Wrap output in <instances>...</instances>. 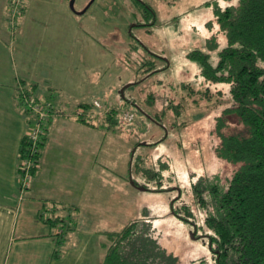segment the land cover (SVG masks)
<instances>
[{"label": "rangeland", "instance_id": "obj_1", "mask_svg": "<svg viewBox=\"0 0 264 264\" xmlns=\"http://www.w3.org/2000/svg\"><path fill=\"white\" fill-rule=\"evenodd\" d=\"M86 1L75 0L73 11L69 0H28L11 27L10 0H0V105L11 103L25 113L26 105L18 94L15 99L13 89L19 78L43 76L55 83L56 99L63 103L54 121L63 116L75 124L67 132L72 146L66 160L84 170L71 192L81 209L77 233L87 239L93 256L104 255L102 242L109 232L139 218L177 264H213L203 213L186 205L197 178L216 176L225 184L239 169V164L217 156L215 148L221 132L242 125L233 112L223 113L230 102L217 91L224 87L204 80L186 54L198 48L216 61L217 51L226 44L216 10L239 1L142 0V5L135 0H93L84 13H76ZM136 17L150 23L134 27L131 38L129 25ZM139 41L160 56L142 51L141 61L151 59L158 69L168 66L131 84L148 72L137 69L136 54L124 61L127 48ZM125 84L131 85L123 94L136 100L120 107L119 90ZM12 94V100H6ZM94 101L102 107H95ZM84 104L92 115L87 118L91 126L74 116ZM109 104L115 108L110 118L105 113ZM126 110L134 115L130 122L122 120ZM222 120L224 126L218 129ZM138 159L144 169L156 171V178L135 172ZM69 199V194L63 198ZM185 209L191 215H185ZM44 216L50 217L46 212Z\"/></svg>", "mask_w": 264, "mask_h": 264}, {"label": "trees", "instance_id": "obj_2", "mask_svg": "<svg viewBox=\"0 0 264 264\" xmlns=\"http://www.w3.org/2000/svg\"><path fill=\"white\" fill-rule=\"evenodd\" d=\"M12 1L14 0H10V4ZM141 1L135 0L146 5ZM238 1L237 6L216 10L218 24L226 40V44L216 53V61L210 52L198 48L188 51L186 58L198 66L199 75L204 80L224 87L225 90L217 91L224 94L225 99L230 102L229 108L223 113L233 112L242 127L226 134L221 132L215 151L217 156L240 166L225 184L220 183L216 176L197 178L191 184L190 202L186 206L194 205L203 213V224L209 231L213 264H264V0ZM24 7L21 6L20 13L24 11ZM146 12L149 13L147 8ZM137 20L136 17L135 22L129 25L131 38H134V27L150 23L149 19L146 20L147 23ZM139 45L140 41L138 45L132 43L127 48L123 55L124 61H130V54H136L140 60L135 59L136 64H139L137 69L144 68L148 72L131 84L139 83L168 66L166 64L162 69H157L153 60L141 61L140 52L150 49L146 45ZM151 55L155 56L154 53ZM131 84H125L121 88L123 91L119 90L122 93L118 103L120 107L128 103L135 104L136 99L123 94L125 88ZM36 86H23L26 95L36 96L38 93H33ZM17 94L25 104L19 87ZM45 100L49 105L46 108L47 116L41 125L43 134L38 144L37 162H40L39 156L44 144L45 125L58 111L48 98L45 97ZM122 100H125L123 104ZM78 109L83 112L77 113ZM114 110L113 107V112L106 115L110 118ZM88 111V104L80 105L75 109L74 116L77 121L91 126L87 118L92 115ZM26 112L30 117L28 127L37 120V115L27 106ZM223 126L222 120L217 127L219 129ZM27 145L23 134L18 162L26 155ZM140 161L138 159L134 163L135 172L147 179L156 178V171L152 168L144 169ZM36 170L34 168L33 174ZM132 185L141 189L134 181ZM186 206L183 205L182 209L187 208ZM173 213L177 215L176 211ZM184 213L191 215L188 209ZM106 238L101 264H177L176 257L165 253L157 245L150 235V229L143 226L139 218L129 220L119 231L109 232Z\"/></svg>", "mask_w": 264, "mask_h": 264}, {"label": "crops", "instance_id": "obj_3", "mask_svg": "<svg viewBox=\"0 0 264 264\" xmlns=\"http://www.w3.org/2000/svg\"><path fill=\"white\" fill-rule=\"evenodd\" d=\"M41 79L29 75L19 78L13 84L15 99L19 82L24 87L36 84L33 93L43 94L58 110L63 100L56 99L55 83L43 76ZM12 97L13 94L6 96V100L11 101ZM54 118H49L45 125L39 167L24 199L19 202L16 168L20 141L30 117L26 111L22 115L11 103L0 105V264H101L103 260L104 255L101 258L92 255L87 239L77 233L82 222L79 217L77 222L76 215H80L81 209L73 199L77 189L74 181L76 176L82 179L84 170L66 160L72 146L68 144L72 138L67 132L75 124L69 117H56V121ZM66 194H69L68 201L63 200ZM44 212L50 215L48 219Z\"/></svg>", "mask_w": 264, "mask_h": 264}, {"label": "built area", "instance_id": "obj_4", "mask_svg": "<svg viewBox=\"0 0 264 264\" xmlns=\"http://www.w3.org/2000/svg\"><path fill=\"white\" fill-rule=\"evenodd\" d=\"M28 0H14L9 5V14H10V26L14 27L16 18L20 14L21 6H25ZM18 87L20 93L22 95V99L26 106L32 110L34 114L37 115V120L34 121L31 125L27 127L24 132V135L27 139L28 145L26 149V155L21 158L18 162L17 169L18 175L16 177L17 183V198L18 201L24 199L25 193L30 188L32 180H33V170L34 168L38 169L39 162H37V152H38V144L40 141V136L43 134L41 125L42 121L47 116V106L49 103L45 100V97L41 94L27 96L26 92L24 91L25 88L18 83ZM93 105L95 107H102V104L99 101H94ZM113 107V106H112ZM111 105L105 106V113H109L112 110ZM83 112L82 109H78L77 113ZM133 113L126 110L122 114V120L125 122H130L133 119Z\"/></svg>", "mask_w": 264, "mask_h": 264}, {"label": "water", "instance_id": "obj_5", "mask_svg": "<svg viewBox=\"0 0 264 264\" xmlns=\"http://www.w3.org/2000/svg\"><path fill=\"white\" fill-rule=\"evenodd\" d=\"M74 1L75 0H69V8L73 11H74ZM92 2H93V0H89V2L86 4V6L81 11H77V12L75 11V12L78 14L84 13Z\"/></svg>", "mask_w": 264, "mask_h": 264}, {"label": "flooded vegetation", "instance_id": "obj_6", "mask_svg": "<svg viewBox=\"0 0 264 264\" xmlns=\"http://www.w3.org/2000/svg\"><path fill=\"white\" fill-rule=\"evenodd\" d=\"M88 2H89V0H88ZM88 2L86 1V4H87ZM141 2H143V1H141ZM86 4L84 5V7L86 6ZM84 7H83V8H84ZM147 8H149V7H147ZM149 9H150V8H149ZM150 10H151V9H150ZM151 12H152V10H151ZM152 13H153V12H152ZM150 52H152V51H146V53H149V54H150ZM152 53H154V52H152ZM152 53H151V54H152ZM151 54H150V55H151ZM154 54H155V57H157V58L160 59V56H159V55H157L156 53H154ZM151 56H153V55H151ZM165 65H166V64H165ZM155 67H156V63H155ZM156 68L158 69V68H160V67H156ZM161 69H162V68H161Z\"/></svg>", "mask_w": 264, "mask_h": 264}]
</instances>
